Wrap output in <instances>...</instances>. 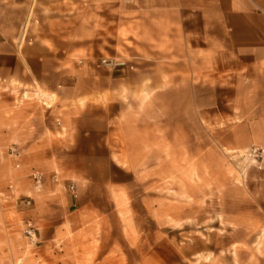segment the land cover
Here are the masks:
<instances>
[{"label": "crops", "instance_id": "0c3cea01", "mask_svg": "<svg viewBox=\"0 0 264 264\" xmlns=\"http://www.w3.org/2000/svg\"><path fill=\"white\" fill-rule=\"evenodd\" d=\"M110 48L134 74L90 64ZM229 79L230 100L199 99L200 126L206 106H234L231 146L264 150V0H0V246L15 211L38 226L44 264H176L161 227L202 222L206 156L175 166L181 140L144 118L160 106H130L132 96L183 94L190 111L193 88L218 95ZM161 173L183 176L169 179L167 206Z\"/></svg>", "mask_w": 264, "mask_h": 264}, {"label": "rangeland", "instance_id": "374dc122", "mask_svg": "<svg viewBox=\"0 0 264 264\" xmlns=\"http://www.w3.org/2000/svg\"><path fill=\"white\" fill-rule=\"evenodd\" d=\"M111 50L114 54H101L97 61L90 64L102 68L100 60L103 58L125 60L133 70L111 72L119 78L134 74L139 65L123 59L119 48ZM87 60L81 56L75 62L77 64ZM201 83L209 88L216 87L209 79H192L193 87H200ZM232 83L229 79L219 85L218 95L194 94L198 89L193 88L190 111L179 110L182 106H189V96L183 94L152 96L145 93L132 96L130 106H135L136 103V106H160L159 111L143 110L144 118L159 117L160 134H174L177 140H181L176 142V158L170 159L175 166H199L200 150L206 156L202 158V166L207 167V209L202 214V222L198 218L181 223L170 221L161 227V245H169V248L175 246L176 264H251L264 261V150L256 146L237 150L231 146L230 128L235 122L232 118L234 114H238L233 111L234 106H206V112H202V116L207 114V125L200 126L199 123V99L206 98L209 102L221 98L228 101L232 98ZM6 89V84L0 83V98L7 92ZM167 148V143H161V152L166 154ZM253 150L258 155L256 161L249 157ZM178 151H185L192 158L178 156L181 155ZM141 161L143 167L152 164V160ZM168 161L160 158L159 166L166 167ZM160 177L161 189L166 198L169 179L174 183L175 177L179 182L183 176L169 178L167 174L161 173ZM32 206L31 200V205L23 208L29 210ZM12 217L8 226L10 244L0 246V264H12L14 257L15 264H44L43 241L39 231L36 243H31L23 235V215L14 211ZM31 222L36 225L33 220ZM35 228L38 229V226ZM248 243H254L255 246L249 248ZM168 256L171 260V250L169 254L165 253V257Z\"/></svg>", "mask_w": 264, "mask_h": 264}, {"label": "built area", "instance_id": "2783aa9c", "mask_svg": "<svg viewBox=\"0 0 264 264\" xmlns=\"http://www.w3.org/2000/svg\"><path fill=\"white\" fill-rule=\"evenodd\" d=\"M125 3H132L134 0H122ZM81 64V62H79ZM100 65L112 72H124L126 70H133L132 66H129L125 60L113 59V58H103L100 60ZM14 152V151H12ZM249 157L253 158L255 161L258 159V155L256 154V150H253L249 154ZM73 190V186L70 187ZM23 205L29 207L31 205V200L26 199L23 201ZM24 237L29 240L31 243H36L38 230L35 228L34 224L28 220L24 223V230H23Z\"/></svg>", "mask_w": 264, "mask_h": 264}]
</instances>
